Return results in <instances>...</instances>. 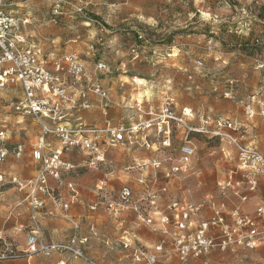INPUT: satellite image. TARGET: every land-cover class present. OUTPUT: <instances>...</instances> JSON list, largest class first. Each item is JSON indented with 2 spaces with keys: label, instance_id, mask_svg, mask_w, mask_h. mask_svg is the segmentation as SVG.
Returning <instances> with one entry per match:
<instances>
[{
  "label": "rangeland",
  "instance_id": "obj_1",
  "mask_svg": "<svg viewBox=\"0 0 264 264\" xmlns=\"http://www.w3.org/2000/svg\"><path fill=\"white\" fill-rule=\"evenodd\" d=\"M0 5L15 14L27 41L39 44L48 52H77L86 66L87 82L89 78L98 83L106 79L110 92L108 106L120 104L129 110V115L123 119L120 116V121L140 119L151 110L158 111L171 99L178 110L187 107L196 113L232 117L244 140L264 152V116L261 114L264 111V69H256L257 60L264 61V0H0ZM243 16L246 19L242 20ZM245 20L249 27L240 33L239 22ZM140 33L144 38L139 37ZM256 38L260 39V44H254ZM199 60L203 65L197 63ZM98 61L106 62L109 69L97 70ZM117 80L118 86H114ZM21 93V88L15 85L1 92L0 129L7 131L9 139H0V145L10 150L6 160L11 155L18 158L14 153L18 143L23 145L19 157L25 153L28 123H36L38 132L41 128L37 120L16 113L14 105ZM249 106L252 115L248 113ZM177 135L169 150L166 149L175 155V162H178L182 142L179 133ZM192 137L196 155L190 163V171L169 181L168 190L162 193L165 201L161 211H168L170 202L180 199L196 203L225 202L228 207L240 204L234 190L223 191L220 187L233 169L236 170V148L203 134L196 133ZM127 149L161 155L160 151L145 148L114 150L125 152ZM132 162L121 167L110 161L116 173L110 177L109 188L116 193L126 183L137 190L142 188L137 181L138 172L126 169ZM75 163L79 168L64 176L56 201L62 195V201L69 198L68 182L75 181L80 191L79 205L83 208L76 211L74 208L78 205L75 204L65 211L67 214L74 212L73 216L78 219L71 233L62 239L88 236L85 250L100 261L134 264L132 257L139 249L155 253L158 264H264V248L217 249L186 261L179 259L171 243H167L163 251H156L165 233L149 225L158 233L152 241L140 235V227L146 223H119V218L127 220L128 212L134 213V210L126 208L110 213L103 204L97 209L89 208L98 200L94 190L98 176L106 172L88 167L83 155ZM237 175L240 176V172ZM262 182L264 179L256 192L258 195L264 192ZM4 187L0 190V219L9 216L12 202L15 211L6 227L14 226L16 235L2 231L14 241L28 234L31 210L24 200L25 192L8 195L5 191L12 186ZM23 215L29 218L27 225L20 220L18 226L12 224L15 217ZM44 218L43 229L46 228ZM125 230L137 237L127 248L120 242Z\"/></svg>",
  "mask_w": 264,
  "mask_h": 264
},
{
  "label": "built area",
  "instance_id": "obj_2",
  "mask_svg": "<svg viewBox=\"0 0 264 264\" xmlns=\"http://www.w3.org/2000/svg\"><path fill=\"white\" fill-rule=\"evenodd\" d=\"M240 26L239 32L242 33L249 27L248 20L243 21ZM140 37L144 38L143 35ZM254 44H260V39H254ZM197 63L203 65L200 60ZM96 65L99 71L109 69L104 61H98ZM256 69H264L263 60H257ZM85 73L86 66L79 53L69 51L59 54L54 50L48 52L39 44L30 43L20 31V23L15 14L0 5V98L2 90L11 85L21 88L22 93L16 100L14 109L19 115L31 117L40 123V139L32 156L42 162L36 177L28 180L14 176L9 178L0 171V190L9 183L26 188V200L31 210L25 249H19L15 242L0 231V262L30 259L38 254L48 258L56 253H69L85 264H104L91 258L86 252L88 236H73L56 242L45 240L42 219L47 213L44 208L48 198L54 201L58 199L57 189L64 184V176L77 167L68 155L73 149L83 150L90 155L88 167L101 168L106 172V177L95 185L98 200L93 201L89 208L97 209L99 204H103L110 213L126 208L134 210L140 222L166 234L156 245V251H163L166 244L171 243L179 259L186 261L190 257H199L217 249L264 247V201L258 203L253 215L245 213L241 205L229 211L225 202L217 203L213 207V214L206 218L201 217L206 207L205 202L180 199L171 201L168 211H161L159 207L160 201L164 199L162 193L168 190L169 181L190 171V163L196 155L192 136L196 133L227 142L236 148L238 166L220 183V187L223 191L234 190L242 201L248 200V193L257 189L260 177L264 178V152L243 141L238 133L240 127L232 118L196 113L187 107L178 110L174 101L169 99L158 111L151 110L146 116L142 115L138 121L130 124L124 121L97 125L87 124L79 118L71 120V109L90 106L87 93L80 90ZM88 90L104 99L108 97L107 89L97 81ZM77 92L83 99L80 104L74 97ZM249 112L253 114L250 106ZM261 114L264 116V111ZM178 133L182 142L178 162H175V155L166 149L169 150L172 146L175 135L179 137ZM6 138L5 129H0V139L6 141ZM49 138L57 140L59 145H52ZM120 148L160 151L161 155L134 159L126 168L138 172L137 181L142 191L134 189L129 183L123 184L118 193L109 188L110 177L114 176L116 169L106 152L108 149ZM22 151V144L14 149L17 157ZM9 152L7 146L0 145L1 162L6 160ZM239 172L241 175L237 177ZM68 188L71 199L62 204L64 209H68L80 197L74 181L68 183ZM156 215L159 216L160 228L156 227ZM228 216L232 218V223H229ZM94 229L92 226V230ZM121 243L125 248L133 245L128 237H123ZM133 257L137 262L145 259L148 264L159 263L155 253L139 249L134 252Z\"/></svg>",
  "mask_w": 264,
  "mask_h": 264
},
{
  "label": "crops",
  "instance_id": "obj_3",
  "mask_svg": "<svg viewBox=\"0 0 264 264\" xmlns=\"http://www.w3.org/2000/svg\"><path fill=\"white\" fill-rule=\"evenodd\" d=\"M241 19L244 20L246 18L243 16ZM241 21L239 22V25L241 24ZM142 34L143 33H140L139 37ZM96 79H98V78H96ZM93 82L94 81L92 78H89V80L87 82V76L85 75L84 81L82 83L83 85L81 86L80 90L85 91L87 93V100L90 102V106L88 108H82V107L78 106L76 108L71 109L70 119L74 120V119L79 118V119H82L83 121H85L87 124L89 123V124H97V125L105 124L106 122H112V123L122 122V121H120V116L122 119L124 117H127L129 115V113H128L129 110L127 108H122L120 106V104L119 105L110 104V106H108V100H109L110 92H109V88L106 87V84H108L106 79L101 80V82H99L102 84L103 88L104 89L106 88L108 91V97L106 99L102 98L100 95H98L94 91L88 90V88L92 85ZM114 86H118V80H117V82H115ZM74 97H76V100L79 104L83 100L80 98L78 92L74 95ZM105 101H106V104L104 103ZM227 118H230V117H227ZM138 120H139L138 118H137V120L135 119V121H138ZM135 121L133 120V121L127 122V123L130 124V123H133ZM28 127H29V129L26 132V138H25L26 139V144H25L26 150H25V153L23 154V156L22 157L18 156V158H16V157L11 155V156H9V158L4 163L2 162L0 165V171L4 172L9 178L14 176L17 178L19 177L23 180L32 179V178L36 177V175L40 169L41 163L39 160L35 159L34 156H32V152H33V149H34L37 141L40 139L39 136L41 134V128H40V132H38V126L36 123H33V122L28 123ZM1 129H4V128H1ZM238 133L246 144H248V145L251 144V143L250 144L247 143L244 140V135L242 133H240L239 131H238ZM6 135H7V131H6ZM6 139L7 140L9 139L8 135H7ZM49 141L52 142V145H59V142L57 140H55L54 138H49ZM225 143H227V142H225ZM18 144H17V146H18ZM251 145H253V144H251ZM231 146L234 147L233 145H231ZM253 146H255V145H253ZM120 149H124V148H120ZM106 154H107L108 158L110 159V161H113L117 166H121V167L125 166L126 164H129L130 162L133 161V159H143V157L150 155V154H148L147 151L140 150V149L133 150V151L132 150L130 151L127 149L125 152H118L114 149H108ZM68 155H69L70 159L74 161V163H75V160L80 159L82 155L84 156L86 163L89 161V157H90V155H88L87 152L80 150V149H73V150H71L70 153H68ZM75 164H77V163H75ZM76 166L77 167L72 171H76L79 168V165H76ZM237 166H238V164H237ZM105 177H106V174L103 175L100 173V175L98 176V182L101 179H104ZM237 177H239V176L237 175ZM118 178L121 179L122 181L124 180L122 178V176H118ZM262 179H264V178L263 177L259 178L257 189L255 191H251L248 193V200L247 201H242L240 196H239L241 203L235 204L233 207L229 206L228 210L231 211L235 206L241 205L242 209L244 210L245 213L253 215L255 213V209H256L258 203L260 201L263 202L262 200H264V192H263V194H260V195H258V193L256 194V192L260 188V183H261ZM110 181H111V178H110ZM70 182H72V181H70ZM262 183H264V182H262ZM7 185L12 186L9 189H7V191H5L8 195L21 194V192H19V191H23L26 193V196L24 199V200H26V197L28 194V191L26 188H21V187L16 186L15 184H11V183H9ZM67 188H68V185H67ZM78 191H79V189H78ZM245 191H246V189H245ZM62 197H63V195L61 196L59 201H54L51 198L47 199L46 206L44 208V212H46L47 215H46V218H44L45 221H43L45 224V227H46V228H44V230H45V239L47 242H56V241L67 240V239H62V238H65L67 235H69L71 233V231L73 230L72 225L78 218L76 216H73L75 214L74 212H73V214L72 213L67 214L65 211H68L75 204L78 205L74 208L76 211L82 210V208H83V206L79 205V203H80L79 202L80 199H79L78 201H73V203L70 204V207L68 209H64L62 204L64 202L70 201L71 194L69 195V198L66 199V201H62V200H64V198H62ZM164 201H165V199H162L160 201L159 207H162V203ZM215 204H217V203H213L211 201L206 202V207L202 211L201 217L206 218V217L211 216L213 214V207L215 206ZM9 205L10 206H9L8 210H11V212H10L8 217H6V216L1 217V219H0V231H2V229H4V231L8 235H16L14 226L6 227L8 219L11 217L12 213L15 211V208H13L14 204L12 202H10ZM28 207H29V204H28ZM119 219H120V222H119L120 224H123L124 222L126 224L127 223H133V222L135 223V221H137L139 225H144L143 223H141L139 221L138 216L135 212L134 213L128 212L127 220H126V217H124V218L121 217ZM19 220L21 221V224L27 225L29 223L28 216L23 215L19 218L15 217L14 220L12 221V224H16V226H18ZM155 220L158 222L157 216H155ZM228 221H229V223L233 222V220L230 216H228ZM140 235L143 238L151 239L152 241L156 240V238L158 237V233L153 232L152 227L147 225V224L140 227ZM26 237H27V235L24 237V235L22 234L19 237L15 238L16 240H14L13 242H15V244L19 247V249L20 248L25 249L26 248V246H25ZM123 237L130 238L132 240V242H133V240L137 239L136 235L130 234L128 230L123 231V233L120 237V242H121ZM160 241L161 240H159L158 244L160 243ZM258 248H264V247L259 246L256 249H258ZM88 255L98 262L107 264V263L100 261L99 259L95 258L93 255L91 256L89 253H88ZM69 261H71V262L69 263ZM132 261L134 264H148V262L145 259L142 260L141 262H137L134 260V257H132ZM28 262L34 263V264H71V263L85 264V262H83V260L73 258L69 253H56L55 255L48 257V258H44L40 254H38V255L32 256L30 259L20 258L19 260H13V261L5 260V261L0 262V264H27Z\"/></svg>",
  "mask_w": 264,
  "mask_h": 264
}]
</instances>
